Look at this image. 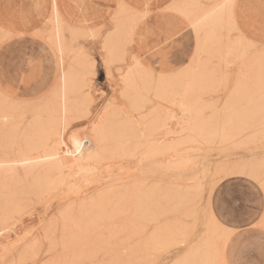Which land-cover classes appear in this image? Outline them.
<instances>
[{
	"label": "rangeland",
	"instance_id": "obj_1",
	"mask_svg": "<svg viewBox=\"0 0 264 264\" xmlns=\"http://www.w3.org/2000/svg\"><path fill=\"white\" fill-rule=\"evenodd\" d=\"M11 1L0 0V6ZM119 5L126 6L118 0ZM231 19L232 28L220 31L215 50L198 61L205 64L209 83L192 86L184 96L151 101L153 112L166 114L160 135L135 139L120 157L77 166L82 172L69 167L72 152L106 101L120 95L125 62L105 65L104 39L73 32L75 22L65 21L56 5L43 33L18 36L0 25V105L17 104L29 115L53 102L54 67L63 75L77 61L95 64L89 84L92 115L73 119L51 143H58L65 174L50 176L39 194H25L19 212L5 213L7 221L0 213V264H264V45L245 39ZM54 33L61 41L51 50ZM37 65L41 81L33 79ZM241 85L247 90L240 102L244 110L230 114L236 109L227 110V104ZM183 86L174 85L175 92L182 93ZM9 93L14 98H7ZM0 129V146L15 156L24 144L3 142L6 127ZM161 143L173 147L153 153ZM31 178L23 183L29 186ZM139 187L153 191L152 218L134 208ZM161 191L166 194L160 196ZM91 202H100L101 210L93 222L78 224L86 218L83 205Z\"/></svg>",
	"mask_w": 264,
	"mask_h": 264
},
{
	"label": "bare ground",
	"instance_id": "obj_2",
	"mask_svg": "<svg viewBox=\"0 0 264 264\" xmlns=\"http://www.w3.org/2000/svg\"><path fill=\"white\" fill-rule=\"evenodd\" d=\"M233 2L234 0H223L218 5L200 7L195 0H192L188 3L190 10L185 5L175 9V12L179 11L190 18V24L196 33L195 51L192 54L191 63L183 70L154 69L144 64L135 54L132 46L136 39L131 36H136V28L142 19L129 6L119 5L116 7L115 12H112L111 15L114 22H111L109 28L105 25L99 27L83 25L81 20L75 22L77 29H74L73 32L75 31L76 34L84 32L89 35L90 39L97 40L99 37L104 39L102 49L107 55L105 56V65L115 61L125 62L126 65L120 67L122 71L119 81L120 95H112L96 115L95 119L97 120L90 133L84 135L85 137L76 144L75 151L72 152L75 154L73 157L71 156V161H68L69 167L74 169L76 166L78 169L80 167L77 166L82 164L98 163L107 158L117 157L135 139L148 141L153 135H160L157 131L164 127L166 114L153 112L151 101L154 97L162 99L165 95L173 93L184 96L192 86L209 83L210 78L207 76V72L205 73L206 66L205 64L199 65L198 61L201 59L202 53L211 54L215 50L214 47L218 46L222 38L221 30L232 28ZM60 37L59 33H54L52 37L54 43L50 39L48 40L51 50H53L51 47L53 44L61 41ZM94 67L95 64L89 65L84 61H77L75 66H68L63 75L60 74L59 68L54 67V70L50 72L51 75L56 76V84L51 90L53 102L33 108L29 115L28 111L20 108L17 104L10 102L0 105V125L6 127L3 142L6 140L12 144H24V148L12 157L3 151L7 145L0 146L2 150V154L0 153V213L2 221L7 219L6 212L20 211L22 208L21 199L25 194H39L49 184L50 176H61L67 169L64 168L63 157L61 158L58 152V143H51L56 142L61 133L60 129H64L73 119L92 115V99L89 94L91 86L89 84L90 77L95 73ZM182 77L187 78V81L176 82L178 78ZM27 79L29 78L24 77V80ZM258 80H260L259 77L255 78L256 82ZM176 84L185 85L182 93L175 92L174 85ZM9 94L7 98H14V93ZM246 94L247 90L244 85L235 90V94L226 108L227 110L236 109V112L230 114L243 112L244 107L240 102ZM156 103L159 104V102ZM29 119L30 122L24 128L27 130L24 131L21 127ZM21 132H24L22 137L17 135H20ZM172 147L161 143L153 147V153H164ZM20 148H22L21 145H19ZM71 168L69 171L73 170ZM77 169L73 171L76 172ZM29 177H33L31 178L32 184L26 186L23 183L25 180L23 178ZM137 190L139 194L133 204L136 212L139 216L154 213L156 209L153 201L150 200L153 191L141 187ZM163 194H166V191H161L159 195ZM101 207L100 202L83 205L81 212L87 219L84 217V220L77 219L76 222L78 224L85 221L93 222L95 220L93 214L95 211L99 212ZM149 217H151L150 214ZM161 239L164 243L165 236L161 235Z\"/></svg>",
	"mask_w": 264,
	"mask_h": 264
},
{
	"label": "crops",
	"instance_id": "obj_3",
	"mask_svg": "<svg viewBox=\"0 0 264 264\" xmlns=\"http://www.w3.org/2000/svg\"><path fill=\"white\" fill-rule=\"evenodd\" d=\"M13 1L8 7L1 4L0 25L5 32L19 36L45 32L44 27L55 5L65 21L81 20L83 25L92 27L105 25L115 12L118 0H17L16 5ZM120 1L134 9L142 19L136 28L132 50L144 64L165 71L183 70L189 65L195 51V33L190 18L172 9L175 4L177 7L184 4L188 8L189 0ZM222 1L198 0L197 5L214 6ZM233 14L243 37L264 45V0H234ZM41 69L40 65L35 67V81L43 78Z\"/></svg>",
	"mask_w": 264,
	"mask_h": 264
}]
</instances>
